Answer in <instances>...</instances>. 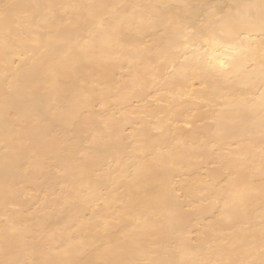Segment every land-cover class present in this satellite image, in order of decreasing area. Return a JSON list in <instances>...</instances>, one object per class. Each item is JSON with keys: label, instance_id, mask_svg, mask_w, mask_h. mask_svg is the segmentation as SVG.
Segmentation results:
<instances>
[{"label": "bare ground", "instance_id": "obj_1", "mask_svg": "<svg viewBox=\"0 0 264 264\" xmlns=\"http://www.w3.org/2000/svg\"><path fill=\"white\" fill-rule=\"evenodd\" d=\"M259 3L0 0V261L260 264V57L219 77L165 26L247 36Z\"/></svg>", "mask_w": 264, "mask_h": 264}, {"label": "snow or ice", "instance_id": "obj_2", "mask_svg": "<svg viewBox=\"0 0 264 264\" xmlns=\"http://www.w3.org/2000/svg\"><path fill=\"white\" fill-rule=\"evenodd\" d=\"M5 8L9 5H5ZM248 12L244 18L243 24L248 29V35L242 36L240 31V25L238 22L227 20L220 24L218 28L212 32L204 33L198 32L195 28L189 24L169 20L166 23V27L177 32L183 40L184 48H191L192 62L196 65H205L206 68L219 77L226 78L235 62L237 57L244 55H256L260 57V79L264 81V0H260L259 5H247ZM253 33H258L259 42L255 41ZM201 41V47L207 45L204 51L207 52L209 49L216 53L212 56H201L199 55V49L195 46V42ZM235 41V43H232ZM222 49L224 52L229 53L227 56L218 54V50ZM179 51V49H177ZM188 59V57H185ZM262 111H264V95H262ZM262 171H264V156H262ZM240 197V193H234L229 200L225 201V209L223 210V219H230L228 209L234 206ZM178 213H170L169 223L175 225L177 222ZM260 249L262 259L260 264H264V220H262V233L260 239ZM185 255L187 252L185 251ZM218 256H222L223 253H217ZM4 264H17L15 261H5ZM98 264H105L100 261ZM142 264H233L231 260H225L218 258L216 260L210 259H179L169 261H144Z\"/></svg>", "mask_w": 264, "mask_h": 264}, {"label": "clouds", "instance_id": "obj_3", "mask_svg": "<svg viewBox=\"0 0 264 264\" xmlns=\"http://www.w3.org/2000/svg\"><path fill=\"white\" fill-rule=\"evenodd\" d=\"M0 264H4V262L3 261H0Z\"/></svg>", "mask_w": 264, "mask_h": 264}]
</instances>
